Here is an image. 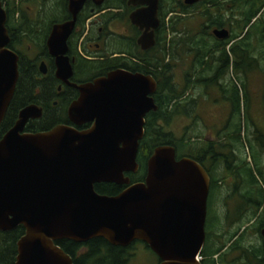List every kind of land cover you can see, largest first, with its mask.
<instances>
[{
    "label": "water",
    "instance_id": "95a60500",
    "mask_svg": "<svg viewBox=\"0 0 264 264\" xmlns=\"http://www.w3.org/2000/svg\"><path fill=\"white\" fill-rule=\"evenodd\" d=\"M128 2L144 4L129 19L142 30L138 44L147 48L158 23V0ZM80 6L81 0H68L71 18L53 24L46 38L57 74L69 73L63 52ZM4 22L0 4V121L18 75ZM212 34L225 38L228 31L215 28ZM77 88L80 95L67 114L75 123L92 121L88 128L59 124L47 131L22 132L29 117L40 115L39 108L27 105L0 137V231L23 228L13 264H73L55 242L94 237L121 247L141 241L156 256V264H201L209 185L201 164L187 156L175 158V148L161 144L147 157L141 181L129 183L123 174L138 168L143 116L156 109L150 96L153 78L114 69ZM101 182L126 186L104 195L93 189ZM259 234L264 245V228Z\"/></svg>",
    "mask_w": 264,
    "mask_h": 264
},
{
    "label": "trees",
    "instance_id": "16d2710c",
    "mask_svg": "<svg viewBox=\"0 0 264 264\" xmlns=\"http://www.w3.org/2000/svg\"><path fill=\"white\" fill-rule=\"evenodd\" d=\"M5 1L11 8V15L16 10L26 13L27 7L38 10L36 17L27 16L29 20L25 21V19L24 23L12 22L9 28L13 32L15 28L25 27L29 30L37 29L39 26V31L35 33L39 40L46 35L47 22L51 19L57 21L65 14L62 0H54L55 5L51 0H39L37 4H33V0ZM263 2L264 0H207L200 5L195 4L188 7L181 3V0H161L160 42L157 47L160 49L161 57L156 61L152 57V63L150 65L147 63L144 71H142L151 74L155 80L156 89L152 97L156 109L150 110L145 115L143 134L138 140L135 156L138 169L135 173H131L129 178L131 181H139L143 178L145 161L157 145H172L175 148V158L187 156L196 160L202 166L205 165L206 161L204 156L209 155V159L214 164L209 171L206 170L209 185L204 220V242L198 255L201 264H264L263 241L255 245L247 239L246 231L252 227V230L261 238L259 229L264 227V206L261 209L260 206L264 199V188L260 183H264V172L261 170L259 163L261 157L255 154L256 151L253 148L252 141L247 138L248 133H245L248 105L245 100L240 99L238 89L239 84L243 98L245 88L238 77V72L245 74L253 67L258 68L260 57L262 58L263 51H259L258 56H255L254 51L257 48L252 44V41L264 48V21L261 16H258ZM190 8L193 17L201 21L193 34L189 30L187 20L190 16L188 15ZM169 12L171 14L165 19ZM186 15H188L187 18ZM32 21L37 22V25ZM200 25L206 28L204 32L200 29ZM210 26L227 29L228 37L221 40L213 38L207 30ZM27 32L29 34L30 30ZM9 47L19 55L25 49L20 44L10 43ZM189 55H191L193 66L198 68L196 75L194 72V78H192L193 72H189ZM183 62H186L184 63L186 69L182 74V82L178 84L174 80V70L177 65L181 66ZM213 62H216V65ZM227 68H231L235 75V80L232 83L230 82L229 85L224 83L221 77L222 71H226ZM17 71L15 87L4 118L0 122V137L11 125V119L22 102L27 103L25 100L28 95L22 87L20 61H18ZM216 81H218L216 85L223 90L222 93L227 94V102H229L227 120L230 119V125L227 128L230 131L224 132L222 136L218 134L217 141L204 142L198 138L192 142L189 141V138L186 141L181 138L175 140L171 133L163 129L162 123L166 124L177 114L189 115V110H191L189 104L191 102L195 106L196 99L185 95V92L192 83L208 88L209 85L216 86ZM204 97H206V94ZM240 117L243 119V124ZM254 139L264 149V133L257 134ZM214 144L217 145V148L212 146ZM240 147L242 152L244 147L247 149L251 166L245 161L244 152L243 155L239 156ZM217 151H221V154H218ZM253 171H255L257 179ZM228 175L235 179L233 184L237 183V176H243L244 180L249 179L247 182L253 185L248 184L236 192L232 191L237 193V196L232 202L226 203L228 212H226V208L217 212V208L212 206L213 193L219 189L217 182L222 181ZM122 187L123 185L111 182L93 184L95 192L104 195H113L120 191ZM240 196L250 198L256 204L253 203L245 207L246 203L238 202ZM244 210L247 212H244ZM257 212L255 223L240 230L242 224ZM236 221L239 222L231 226L232 229L224 228V224L230 228V223ZM22 233L23 228L20 225L8 231H0V264L14 263L15 242ZM55 243L71 258L73 264H127L130 257L129 250L132 245L141 242L133 241L129 245L121 247L111 245L103 238L94 237L85 242L61 239ZM224 245H226V248L222 250Z\"/></svg>",
    "mask_w": 264,
    "mask_h": 264
},
{
    "label": "flooded vegetation",
    "instance_id": "af4514ba",
    "mask_svg": "<svg viewBox=\"0 0 264 264\" xmlns=\"http://www.w3.org/2000/svg\"><path fill=\"white\" fill-rule=\"evenodd\" d=\"M33 1V4L39 3V0ZM51 1L55 5L54 0ZM128 1L129 0H81V6L74 15L73 26L65 40L66 49L63 52V56L66 57L69 64V73L66 75V73H56L55 57L48 51L46 38L49 34L50 27L53 24L64 22L71 18L68 9V0H62L65 14H63L57 21L51 19L48 21L49 24L47 22L48 29L46 35L41 40H39L35 34L39 31V26L37 29H29V34H27V31L29 30L25 27H20L19 29L15 28L13 31L14 33L11 32L9 28V25L12 22H23L25 19V21H27L29 20L27 16L31 18L36 17L38 14L37 9L33 8V10L27 7L26 9L28 10L26 13H21L16 10L11 15V8L7 5V2L5 0H0L1 7L5 13L4 26L8 36L7 46L9 47V44L11 43L15 45L20 44V46L23 45L25 47L21 55L16 53V51L10 47L9 48L17 55V65L18 61L21 62L22 87L24 92H27L26 94L28 95L25 100L27 103L22 102L20 107L15 111V114L11 119L12 123L7 130L17 119L19 110L27 105H35L39 108L40 115L29 117L23 126L22 132L47 131L53 126L59 124L70 126L77 130L86 129L92 124V121L75 123L67 114L68 106L73 101L77 100L80 95L77 86L92 82L95 78L105 76L109 71L114 69L126 70L131 73L138 72L148 74L142 72L144 71L146 64L148 63L150 65L152 63V57L155 61L159 60L161 57L160 49L157 48L160 42L159 31L162 15L161 0H158L156 10L158 23L152 28L153 44L147 48H142L138 44L137 40L142 30L132 24L129 19V14L134 10L142 8L144 4H133ZM205 1L207 0H194L192 3H184L183 0H181V3L189 7V5H200ZM210 10L216 11L214 9ZM170 14L171 12H169L165 18L167 19ZM188 15L193 17L191 12H189ZM81 19L82 21L80 22ZM33 23L37 25V22L34 21ZM33 23H31V25L35 27ZM200 26V29L204 32V29L206 28L203 25ZM215 28L220 29L223 27L210 26L207 30L213 38L218 40L224 39L217 38L212 34V30ZM228 35L229 34H227L225 38H227ZM213 64L216 65V62H213ZM190 69L195 70L192 62L190 64ZM196 70H198V68H196ZM222 73H224V71H222ZM148 75L151 76V74ZM217 83L218 82H216V84ZM154 91L150 94L151 97ZM216 91L218 93L223 92L221 88L216 89ZM149 111L145 112L143 116V124L145 121V115ZM4 115L1 121L4 118ZM73 119L78 120L79 118L74 116ZM217 153L221 154V151H217ZM239 156L241 155L239 154ZM244 156L245 161L251 166V160L247 152L246 154L244 153ZM204 157L206 160L205 165L201 166L205 171H209L214 162L209 159V155L206 154ZM261 170L264 172V168L261 167ZM131 173L135 172H124L123 174L128 177L129 183L136 182L130 180L129 175ZM253 174L257 179L255 171H253ZM236 179L237 183L232 184L231 192H236L248 184L253 185L252 183L247 182L249 179L244 180L243 176H237ZM217 185L219 188L224 184H222V181H218ZM125 186L126 185H123L121 190ZM226 197L223 199V206L224 209L226 208V212H228L226 203H230L231 201ZM238 202L246 203L245 207L252 205L253 203L256 204L252 199H247L241 196ZM263 206L264 201L261 203L260 209ZM244 212L247 211L244 210ZM238 213L241 214L240 211H238ZM257 215L258 212L248 221L243 223L240 230L255 223ZM251 229L252 227L247 229V233ZM141 244L144 248L147 247L143 242H141ZM226 245H224L222 250L226 248Z\"/></svg>",
    "mask_w": 264,
    "mask_h": 264
},
{
    "label": "rangeland",
    "instance_id": "374dc122",
    "mask_svg": "<svg viewBox=\"0 0 264 264\" xmlns=\"http://www.w3.org/2000/svg\"><path fill=\"white\" fill-rule=\"evenodd\" d=\"M192 9L190 8L189 12ZM188 15H186L187 18ZM258 16L262 17L264 21V2L262 8L260 9ZM166 19V18H165ZM189 24V30L191 34L194 33V30L199 27L200 20H196V17H190L187 19ZM210 34V33H209ZM230 44V43H229ZM252 44L256 46L257 50H255V56H258L259 51L262 52V58L260 57V63H258V68L253 67L250 71H246L245 74L242 72H238V77L241 82L244 84V97L242 98V91L240 85L238 84L239 89V97L242 100H245V103L248 105V112L246 120V129L245 133H248V139L252 141V145L254 150L256 151V155L260 158V166L264 168V149L259 146L254 137L259 133H264V100H263V90H264V48L259 44L252 41ZM191 55H189V72H193L192 78L195 72L197 71L190 69V64L192 62ZM186 62H183L181 66H176L174 70V80L178 84L182 82V74L186 69ZM249 67V66H247ZM222 81L229 85V83L235 80V75L233 74L231 68H227L224 70V73L221 75ZM192 78H190L192 80ZM193 81V80H192ZM220 81V80H218ZM216 81V82H218ZM239 83V81H237ZM216 85V83H215ZM221 88L219 86H211L204 88L203 85H198L197 83H192L188 90H186L185 95H189L196 99V104H189V115H174L166 124H163V129L169 133L175 140H179L180 138L183 141H186L189 138V141L192 142L197 138L201 141H217V135L222 136L224 132L230 131L227 127L230 125V119L227 120V116L229 113V102H227V94L218 93L216 89ZM206 94V97H204ZM224 94V97H223ZM263 108V109H262ZM236 120V119H235ZM242 117H240V121L242 122ZM243 124V122H242ZM229 136V135H228ZM219 141V139H218ZM198 146V144H197ZM216 147L217 145H212ZM217 148V147H216ZM219 150V149H218ZM242 148H239V154L243 155L244 152L246 154L247 149L244 147L243 152ZM235 179L228 175L226 178L222 180L223 186L219 187L214 193L212 197V206L213 208H217V212L224 210L223 208V199L226 197L229 201L235 200V196L237 193L231 192V186L234 183ZM264 188V183H260ZM264 201V199H263ZM230 223V228L224 224L225 229H232L231 226H234L236 223ZM232 224V225H231ZM247 239L255 245L257 243H262V238L257 236V233L254 230H250L247 233ZM130 257L128 259L127 264H156L157 259L156 256L150 252L148 249L144 248L141 243H135L132 245L129 250ZM200 257L198 256V259Z\"/></svg>",
    "mask_w": 264,
    "mask_h": 264
}]
</instances>
